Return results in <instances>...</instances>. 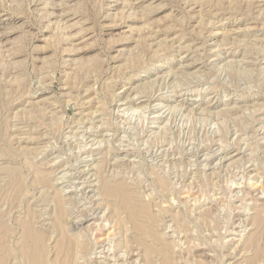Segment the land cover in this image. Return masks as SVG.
I'll use <instances>...</instances> for the list:
<instances>
[{
	"label": "rangeland",
	"instance_id": "1",
	"mask_svg": "<svg viewBox=\"0 0 264 264\" xmlns=\"http://www.w3.org/2000/svg\"><path fill=\"white\" fill-rule=\"evenodd\" d=\"M0 264H264V0H0Z\"/></svg>",
	"mask_w": 264,
	"mask_h": 264
},
{
	"label": "bare ground",
	"instance_id": "2",
	"mask_svg": "<svg viewBox=\"0 0 264 264\" xmlns=\"http://www.w3.org/2000/svg\"><path fill=\"white\" fill-rule=\"evenodd\" d=\"M226 58H227V57H226ZM135 96H136V95H135ZM135 96H134V97H135ZM130 100H131V99H130ZM135 100H139V99H135V98H134V99H133V104H134V101H135ZM128 101H129V99L127 100V102H128ZM124 104H126V103H124ZM127 104H128V103H127ZM135 104H136V103H135ZM127 106H128V105H127ZM159 118L162 119V116H160ZM94 129H95V128H94ZM163 130H164V129H163ZM133 142H134V141H133ZM86 148H87V147H86ZM133 167H134V166H133ZM254 178H255V177H254ZM92 182H93V181H92ZM255 184H256V183H255ZM106 185H107V184H106ZM121 185H122V184H121ZM109 186H110V185H109ZM115 186H116V185H115ZM117 186H118V185H117ZM122 186H123V185H122ZM119 187H120V186H119ZM123 187H124V186H123ZM112 189H113V187H112ZM117 189H118V188H117ZM120 190H121V189H120ZM129 191H130V190H129ZM119 194H120V198L124 199V201H126V202L128 201V200H127V199L129 198V197H128V194H126V193H124V192H122V191H121V193H119ZM240 194H241V193H240ZM133 198H134V197H133ZM129 201H130V200H129ZM129 201H128V202H129ZM130 204H131V203H130ZM125 207H126V206H125ZM134 208H135V207H134ZM138 209H139V208H138ZM140 209H141V207H140ZM130 210H131V213H132L133 210H134V209H133V206L130 207ZM141 212L144 213V214L146 215L147 208L143 206ZM141 212H140V213H141ZM138 213H139V210H138ZM140 213H139V214H140ZM135 215H136V214H135ZM137 215H138V214H137ZM132 216H133V215H132ZM140 216H141V214H140ZM143 216H144V215H143ZM135 217H136V216H135ZM141 217H142V216H141ZM144 217H145V216H144ZM145 218H147V217H145ZM83 219H84V218H83ZM149 219H151L152 221L155 222V219H154V218L150 217ZM81 223H82V222H81ZM29 229H30V228H29ZM29 232H30V231H29ZM31 234H33V232H32ZM33 239H34V238H33ZM39 239H40V237H38V240H39ZM77 239H78V238H77ZM41 241H42V240H41ZM41 241H38L36 246H37V248H38L40 254H43L44 251H43V249H42ZM34 245H35V242H34ZM37 248H36V249H37ZM37 252H38V251H37ZM37 252H36V253H37ZM39 252H38V253H39Z\"/></svg>",
	"mask_w": 264,
	"mask_h": 264
}]
</instances>
